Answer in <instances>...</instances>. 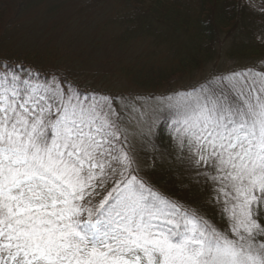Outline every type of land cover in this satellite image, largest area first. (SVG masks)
Here are the masks:
<instances>
[{"label":"snow or ice","instance_id":"1","mask_svg":"<svg viewBox=\"0 0 264 264\" xmlns=\"http://www.w3.org/2000/svg\"><path fill=\"white\" fill-rule=\"evenodd\" d=\"M151 99L0 57V264H264V63Z\"/></svg>","mask_w":264,"mask_h":264},{"label":"trees","instance_id":"2","mask_svg":"<svg viewBox=\"0 0 264 264\" xmlns=\"http://www.w3.org/2000/svg\"><path fill=\"white\" fill-rule=\"evenodd\" d=\"M115 4L118 9L112 20L119 24L115 29L118 43H142L144 48L132 62L124 55L119 58L123 60L112 62L118 66L112 78L72 69L63 59L56 67H47L36 53L4 52L1 34L0 57L35 66L42 75L67 71L107 91L134 94L141 102L187 87L210 72L264 63V12L254 10L245 0H115ZM205 21H211L210 27ZM224 59L230 62L224 64ZM167 167V161L160 162L153 174L164 191L182 199L201 198L195 189L180 191L172 173L162 174Z\"/></svg>","mask_w":264,"mask_h":264},{"label":"rangeland","instance_id":"3","mask_svg":"<svg viewBox=\"0 0 264 264\" xmlns=\"http://www.w3.org/2000/svg\"><path fill=\"white\" fill-rule=\"evenodd\" d=\"M245 1L264 12L263 0ZM117 9L115 0H0L1 50L17 55L36 53L47 67H56L63 59L72 69L112 78L118 69L112 62L123 60L121 55L132 62L144 48L142 43H118L115 29L119 24L112 20ZM147 99L142 102L146 107L154 103Z\"/></svg>","mask_w":264,"mask_h":264}]
</instances>
